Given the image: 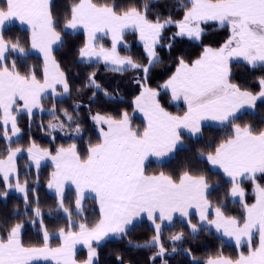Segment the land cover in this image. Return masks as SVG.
<instances>
[{"label": "snow or ice", "instance_id": "obj_1", "mask_svg": "<svg viewBox=\"0 0 264 264\" xmlns=\"http://www.w3.org/2000/svg\"><path fill=\"white\" fill-rule=\"evenodd\" d=\"M179 19L173 15L150 17V5L141 0H71L61 20L52 10L51 0H2L0 3V139L5 141L0 153V183L4 190L22 194L23 213L16 209L10 217H0V264H100L98 247L108 237L123 238L130 226L143 217L151 222L154 235L149 242L137 247H152L155 262L168 253L162 237L163 228L173 225L176 214L195 236L202 230L215 229L222 237L234 240L237 254L225 256L221 251L196 264H264V127L251 123H237L242 109L255 110L264 104V74L254 77L255 87L233 80L234 61L244 62L252 70H264V0H177ZM19 21L27 26L30 47L17 38H6V25ZM176 30L162 44L168 28ZM226 29L222 42L211 38V31ZM83 31L85 39L77 49L81 63H103L110 71H133V82L138 94L132 99V113L143 114V124L134 125L127 109L117 116L91 112L95 141L89 138L81 149L76 142L44 148L30 140L26 148L13 147L19 142L22 129L19 117L31 118L34 109L44 111L42 102L70 95L72 86L68 72L62 68L54 53V46H62L64 34ZM134 33L143 46L145 63L132 56H121L118 46L127 33ZM111 37V46L97 43V34ZM177 39L197 42L200 51L195 58L177 54L175 70L163 81L151 85L152 69L162 62L158 46L165 47L169 56ZM208 39L209 42L205 43ZM37 51L42 63L37 68L18 67V60ZM95 72L87 75L85 88L108 96L106 89L96 82ZM62 91H57V87ZM80 91L79 88L76 89ZM161 91L170 93L171 101H183L185 111L174 115L161 102ZM80 105H76L79 109ZM61 112L62 117L57 113ZM75 111V109H74ZM53 117L47 128L66 134L83 135V120L68 109H49ZM210 120L226 129L223 138L211 151L200 153V158L226 178L224 199L210 200L214 188L203 173L185 167L178 175L146 172L149 157L158 160L169 156L183 143L182 130L191 137L201 134V124ZM264 123V120H262ZM26 152L31 165L39 169L48 159L54 165L47 187L56 197V210L65 214L67 223L56 234L59 244L53 247L39 207L35 188L29 181L21 182L17 156ZM14 181V182H13ZM248 182L245 186L244 182ZM38 182V177H37ZM66 186H74L75 214L83 211L88 193H94L99 207V219L89 224L86 218L73 219V211L66 206ZM251 188L252 202L248 200ZM30 193L34 199L30 200ZM231 198L240 205V213L231 215L224 202ZM32 203L36 207H30ZM198 215L192 222V210ZM39 225V243H25L23 230L26 221ZM175 244L184 239V232L171 235ZM77 245L87 248V256L78 260ZM173 253L176 247L171 249ZM191 255V250H186ZM119 264H125L117 256Z\"/></svg>", "mask_w": 264, "mask_h": 264}, {"label": "trees", "instance_id": "obj_2", "mask_svg": "<svg viewBox=\"0 0 264 264\" xmlns=\"http://www.w3.org/2000/svg\"><path fill=\"white\" fill-rule=\"evenodd\" d=\"M71 0H53L52 10L58 19L61 20L65 13L66 5ZM142 3H148L150 5V17H154L157 13L161 16L173 15L179 19L182 15V10L177 11V0H141ZM2 3V0H0ZM176 29L174 27L165 30V39L162 44H167V37ZM226 29H217L211 31V38L213 40H219L220 42L226 38ZM4 35L6 38H12L13 40L19 38L24 47H30L28 42V32L26 28H22L17 24H10L5 27ZM64 43L62 46H58L54 49V55L57 61L61 64L62 68L65 69L69 74L70 84L72 91L70 95L63 97H57L53 99L49 96L45 99L42 104L44 111L35 113L31 118V127H29V118L26 115L19 117L20 127L22 129L21 137L19 142L13 140V147L26 148L29 141H35L38 145L44 148H50L54 150L59 145L65 147L76 142L78 147L83 149L84 142L89 138L95 141L96 136L94 133V125L89 116V108L91 112L97 111L117 116L121 110L127 109L132 115L134 125L140 126L143 124L142 117L136 112L132 113L130 108L132 99L138 94V88L133 82V76L139 75V73L128 71L124 73L110 71L109 68L103 63H81L79 61L77 49L82 46V42L85 39L82 32L75 34H64L62 33ZM104 41V40H103ZM209 40L206 39L205 43ZM104 41V44H107ZM118 52L121 56H132L135 60L141 63H145L144 50L142 44L139 42L138 37L134 33H127L124 41L118 47ZM158 53L161 56L162 62L157 64L151 72V85L156 87L163 83L172 72L175 70V56L177 54L186 53L189 58H195L200 51V46L197 42L189 41L187 39H177L173 49L172 55L169 56V52L165 47L158 46ZM18 67L21 71H26L27 66L39 67L42 63L40 56L30 54L24 60H18ZM95 72L96 82L101 85L102 89H106L109 93L108 96L103 95L101 92L97 93L95 101L92 100V91L94 89L85 88L86 77L88 74ZM233 80L241 85H251L255 87L254 77L264 74V70L257 68L252 70L243 62L235 61L232 65ZM80 91L77 92L76 89ZM62 91L61 88L58 92ZM161 102L165 109L174 115H182L185 111V105L175 104L171 101L170 94L161 91ZM55 103L56 108L68 109L69 113L74 116H78L83 120V135L78 137L73 133L66 134L65 131L57 129L56 131H50L47 128L49 121L53 120V117L49 114V109L52 108ZM80 105L79 109H76V105ZM75 109V111H74ZM62 117V113H57ZM237 123L245 124L251 123L256 127H264V104L258 102V107L255 110L244 112L238 115ZM201 134L197 137H191L189 134L182 132V146L178 147L174 151L171 158L167 161L157 163L154 161H148L146 163V172L148 174H157L160 171L166 174L178 175L185 167H191L196 173H203L209 180L210 184L214 188L211 196L209 197L213 203L217 202V199H224L227 185L226 178L223 174L217 170H214L206 161L200 158V153L211 151L216 143L223 138L226 131L221 125H203L201 126ZM5 141L0 139V153L4 151ZM17 169L21 179L29 181V187L35 188V196L39 198V193L44 192L53 204H56L55 195L48 192L47 182L50 178V174L53 169L50 164L40 166L36 169L35 166L27 162L26 156L23 154L17 160ZM38 177V182H37ZM14 182V181H13ZM245 186H248V182H244ZM4 190V186L0 183V192ZM66 206H74V195L72 189L66 191ZM34 199L30 193V200ZM248 200L253 201L251 195V188L248 187ZM40 202V200H39ZM227 204V212L231 215H238L240 213V205L233 203L231 198L224 200ZM83 211L78 216V222L82 218H86L89 224L95 223L99 219L98 206L94 198L87 197L83 202ZM30 207H36L30 205ZM51 208V209H49ZM47 211H41L43 214V220L45 225L51 224L56 225L57 229L64 227L67 223V219L62 211L56 210V207L52 206ZM70 208V207H69ZM19 209L21 213L24 210V203L22 195L16 192H9L7 197L0 196V217H10L14 210ZM26 221L23 230V239L25 243H39L41 240L39 233V225H33L27 222L32 218L31 212L28 213L27 217H18ZM192 222L197 223L198 217L192 214ZM55 227V226H54ZM48 230L52 233V230ZM184 232V239L182 241L173 242L169 239L171 235H175ZM53 234V233H52ZM154 235L153 228L150 221L142 219L130 227L127 235L123 238L107 239L100 243L98 252L100 254V264H119L117 256H122L125 264H162V259L157 258L155 262L152 261L151 257L157 251L156 248L152 247H137V245H144L151 240ZM163 243L168 249V253L163 258L167 261V264H196V262L204 261L210 256H215L221 251L225 256H235L237 249L234 243L225 242L224 239L219 236L214 230H202L195 236L190 234V230L186 227L183 220L175 218L173 225H167L163 228ZM58 238H54L50 241L54 247L58 245ZM177 248V251L173 253L171 249ZM191 250V255H188L186 250ZM84 250L78 251L77 259H84Z\"/></svg>", "mask_w": 264, "mask_h": 264}, {"label": "rangeland", "instance_id": "obj_3", "mask_svg": "<svg viewBox=\"0 0 264 264\" xmlns=\"http://www.w3.org/2000/svg\"><path fill=\"white\" fill-rule=\"evenodd\" d=\"M53 0H51V2H52ZM12 24H16L15 22H13ZM17 25H19L20 27H22V28H26L27 29V27L26 26H24V25H21L20 23H17ZM6 26H9V25H6ZM79 32H82L83 33V31L82 30H80ZM98 37V36H97ZM107 41L108 43L107 44H104V41ZM97 43L98 44H103L105 47H110L111 46V41H109L108 39H106V38H100V37H98V39H97ZM121 45V44H120ZM119 45V46H120ZM118 46V47H119ZM58 46H54V49H56ZM31 54H34V55H36V56H40L41 57V59H42V56L37 52V51H35V50H32V52H31ZM102 62V61H101ZM235 62V61H234ZM238 62H241V61H238ZM244 63V62H243ZM60 87L58 86L57 87V91H58V89H59ZM62 90V89H61ZM49 96H51V95H49ZM34 111V114L35 113H39V112H41L39 109H34L33 110ZM248 111H252V110H248ZM248 111H244V112H248ZM244 112H242V113H244ZM141 117H142V119H143V114L142 113H140V112H137ZM241 113V114H242ZM204 125H216V126H218L219 124L218 123H216V124H204ZM201 126H203V125H201ZM182 132L183 133H185V134H189L188 132H187V130H182ZM17 138H13V140H16ZM183 144V143H182ZM182 144L181 145H179L178 147H180V146H182ZM177 147V148H178ZM174 153V152H173ZM173 153L172 154H170L169 156H167V157H165V158H163V160H158L156 157H154V159L152 160V161H154V162H156L157 160L158 161H167L169 158H171L172 157V155H173ZM25 155L26 156V158H27V162H28V164L30 165L31 164V162L28 160V157H27V153L26 152H22V153H20L18 156H17V160H18V158L21 156V155ZM17 162V161H16ZM46 164H50L51 166H52V168H54V165L52 164V162H51V160H48V159H46V160H44V161H42L41 162V166H43V165H46ZM34 166V165H33ZM212 167V166H211ZM214 169V168H213ZM54 170V169H53ZM214 170H217V171H219V172H221L219 169H214ZM222 173V172H221ZM223 174V173H222ZM67 189H72L73 190V188H70V187H66V189H65V191L67 190ZM74 191V190H73ZM10 192H15V191H10ZM48 192H50L51 194H53V195H55V193H54V191L53 190H50V189H48ZM17 193V192H16ZM19 195H22V194H20V193H18ZM87 197H92V196H87ZM92 198H94V197H92ZM39 200H40V202H39V207H40V209H41V211L43 212V211H47L48 210V208H49V205H50V207H52V206H54V207H56V204H53V202L49 199V198H47V196H46V194L42 191V192H40L39 193ZM31 205H33V206H35L36 204L35 203H32ZM68 207H70V209L73 211V215H75V219L77 218L78 219V216L75 214V206H73V207H71V206H68ZM49 209H51V208H49ZM192 213L193 214H195L197 217H198V215L194 212V211H192ZM65 215V214H64ZM175 218H178V219H181V220H183V218L182 217H180L179 216V214H176V216H175ZM174 218V219H175ZM142 219H147V217L145 216V217H143ZM150 224H151V222H150ZM55 226V227H54ZM48 227H49V229H51L52 230V233H53V235H54V238H56V234H57V232H58V229H57V226L56 225H51V224H48ZM212 230H214L215 231V229L213 228ZM216 232V231H215ZM219 236H221V234H219V233H217ZM222 237V236H221ZM114 238H116V237H114ZM223 239H224V241L225 242H228V243H234L235 244V242H234V240H230L229 238H227V237H222ZM109 239H113V238H109ZM107 240V239H106Z\"/></svg>", "mask_w": 264, "mask_h": 264}, {"label": "crops", "instance_id": "obj_4", "mask_svg": "<svg viewBox=\"0 0 264 264\" xmlns=\"http://www.w3.org/2000/svg\"><path fill=\"white\" fill-rule=\"evenodd\" d=\"M15 23L17 24V23H19V21H15ZM24 26H26V25H24ZM27 27V26H26ZM97 36L98 37H100V38H106V39H108L109 41H111V37H110V35L109 36H105L103 33H98L97 34ZM122 43V42H121ZM103 62V61H102ZM170 94V93H169ZM175 104H183L184 105V103H183V101H176V102H174ZM244 111H248L247 109H242L241 110V113L242 112H244ZM241 113H239L238 115H240ZM217 122H214V121H210V120H206V121H203L202 122V124L201 125H204V124H216ZM154 159V157H149V159H148V161H150V160H153ZM148 161H146L145 163H147ZM157 163H161V162H163V161H156ZM66 187H70V188H73V190H74V186H66ZM87 196H92V197H94V193H88L87 194ZM97 206H98V204H97ZM98 211H99V207H98ZM192 211H194L195 212V210L193 209ZM140 221V220H139ZM139 221H137V222H139ZM136 222V223H137ZM131 227V226H130ZM109 238H114V237H108V238H106V239H109ZM105 239V240H106ZM104 240V241H105ZM59 242V241H58ZM103 242V241H102ZM101 242V243H102ZM59 244V243H58ZM57 246V245H56ZM55 247V246H54ZM82 250H84V258L87 256V248H85L83 245H77V251H76V257H77V253H78V251H82ZM50 264H54V262H50Z\"/></svg>", "mask_w": 264, "mask_h": 264}]
</instances>
